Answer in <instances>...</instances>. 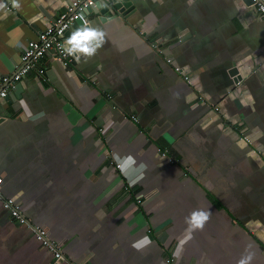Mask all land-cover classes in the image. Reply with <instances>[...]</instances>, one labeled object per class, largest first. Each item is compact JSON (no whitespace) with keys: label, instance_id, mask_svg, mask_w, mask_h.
<instances>
[{"label":"crops","instance_id":"obj_1","mask_svg":"<svg viewBox=\"0 0 264 264\" xmlns=\"http://www.w3.org/2000/svg\"><path fill=\"white\" fill-rule=\"evenodd\" d=\"M71 1L0 0V88ZM131 1L66 33L69 66L9 82L0 192L63 257L0 200V264H264V17Z\"/></svg>","mask_w":264,"mask_h":264},{"label":"built area","instance_id":"obj_2","mask_svg":"<svg viewBox=\"0 0 264 264\" xmlns=\"http://www.w3.org/2000/svg\"><path fill=\"white\" fill-rule=\"evenodd\" d=\"M99 1L102 0H72L67 10L60 14L51 25L42 31L36 41H32L28 44L22 54L21 65L14 76H12L11 79L6 78L2 81V88H0V104L8 97L9 92L7 88L9 82L16 84L32 71L38 69L40 60L50 52H53L55 59L64 66H69L73 63L74 57L65 45L66 33L71 30L77 22H79L82 27L88 26L89 20L86 16V12L89 8L96 6ZM251 1L253 2L252 6L256 12L261 17H264V0ZM151 46L153 49L159 51L158 43H153ZM167 61L168 63H174L170 58H167ZM3 181V178L0 177V189L4 183ZM0 200L2 201L4 210L10 214L13 220L20 225L28 226L44 248H48L53 252L56 259H62L63 254L58 245L54 244L49 239L47 231L42 226L33 225L29 221L20 204L12 198L3 197L1 192Z\"/></svg>","mask_w":264,"mask_h":264},{"label":"water","instance_id":"obj_3","mask_svg":"<svg viewBox=\"0 0 264 264\" xmlns=\"http://www.w3.org/2000/svg\"><path fill=\"white\" fill-rule=\"evenodd\" d=\"M248 4H253L251 0H246ZM136 8L133 6V3L131 0H102L99 1L96 6L91 7L86 12V16L92 12L100 13L104 19L107 18L108 14H114L116 16H121L123 18L128 17L133 11H135ZM83 28L79 22L75 23L72 29H80ZM71 30L67 32L70 33ZM16 93L19 94V92L22 90L21 85L16 86ZM7 99V98H6Z\"/></svg>","mask_w":264,"mask_h":264}]
</instances>
